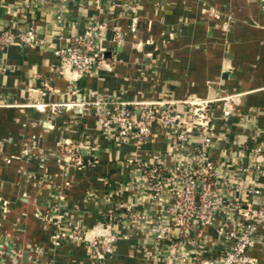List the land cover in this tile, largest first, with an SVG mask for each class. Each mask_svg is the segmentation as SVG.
<instances>
[{
    "label": "crops",
    "instance_id": "1",
    "mask_svg": "<svg viewBox=\"0 0 264 264\" xmlns=\"http://www.w3.org/2000/svg\"><path fill=\"white\" fill-rule=\"evenodd\" d=\"M123 3L0 0V33L33 27L44 40L0 46V264L220 261L233 244L218 230L239 217L228 209L214 225H170L156 241L152 225L167 214L151 187L178 163L177 132L156 119L142 142L120 135L84 104L98 95L115 93L135 113L136 102L181 113L187 98L209 100L208 155L222 170L225 204L247 210L264 200V166L256 172L250 157L264 143V0H137L128 10ZM89 25L106 56L79 75L54 50L83 37ZM54 102L69 106L54 112ZM203 139L194 126L189 148ZM129 210H141L147 221L132 227ZM73 222L86 229L85 242L56 243L54 232ZM109 235L114 250L98 260L89 243ZM247 253L264 263V243Z\"/></svg>",
    "mask_w": 264,
    "mask_h": 264
},
{
    "label": "built area",
    "instance_id": "2",
    "mask_svg": "<svg viewBox=\"0 0 264 264\" xmlns=\"http://www.w3.org/2000/svg\"><path fill=\"white\" fill-rule=\"evenodd\" d=\"M136 2L137 0H124L123 4L128 10L131 5L135 6ZM103 27L104 25L98 26V28ZM96 29V26L89 25L83 37L70 39L64 46H59L54 50V53L63 58L79 75L89 73L104 63L106 54L97 45ZM114 30L116 38H122L119 28ZM15 42L28 46H44V40L38 36L33 27H25L18 34H14L9 29H3L0 33V46ZM115 95L117 94L98 95L93 100L84 102V104H90L96 120L101 125L114 128L119 131L120 135L131 137L137 142H142L151 135V126L156 119L163 125L175 128L177 132L178 163L170 171L168 180H159L151 187L153 197L163 196L161 198L165 202L163 211L167 214L165 218L159 217L152 225L151 232L156 241L160 242L167 237V228L170 225L177 226L180 231H188L194 221H199L203 225H214L217 213L228 209L232 214L237 213L239 217L234 221L233 228L228 229L225 226L218 228L225 243L233 241L229 250L226 251V256L220 261L210 259L202 262H194L182 256L179 262L181 264H264L263 262L258 263L256 258L247 253V249L256 241L264 243V200L256 202L258 207L252 205V208L247 210L236 205L229 208L225 204L226 189L223 184L217 183V180L223 177L222 170L208 155L212 140L211 125L206 113L210 104L209 100L187 98L184 103L189 107L181 113L174 112L170 106L165 107L164 104L146 105L144 102H136L135 108H139V113H135L130 107V102L117 100ZM67 106L69 104L57 102L50 104L54 112L61 109L60 107ZM194 126H198L204 139L200 146L191 150L189 139ZM75 152L72 150V155ZM250 157L253 169L262 173L264 143L255 146ZM127 216L132 227L141 226L148 219V216L141 210H129ZM68 227L66 231L62 228L54 232L52 238L56 243L62 240L85 242L86 229L82 224L73 222ZM115 240L114 235L97 237L90 241L89 246L98 260L103 261L108 254L113 252ZM1 242L8 250L9 240L5 238ZM39 264L53 263L41 261Z\"/></svg>",
    "mask_w": 264,
    "mask_h": 264
}]
</instances>
